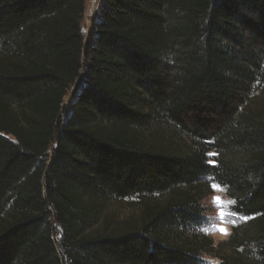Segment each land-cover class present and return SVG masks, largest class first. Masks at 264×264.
Wrapping results in <instances>:
<instances>
[{
	"label": "trees",
	"instance_id": "1",
	"mask_svg": "<svg viewBox=\"0 0 264 264\" xmlns=\"http://www.w3.org/2000/svg\"><path fill=\"white\" fill-rule=\"evenodd\" d=\"M87 1L0 0V264H63L55 225L66 264H264V0H99L84 33ZM213 183L249 219L218 246Z\"/></svg>",
	"mask_w": 264,
	"mask_h": 264
},
{
	"label": "rangeland",
	"instance_id": "2",
	"mask_svg": "<svg viewBox=\"0 0 264 264\" xmlns=\"http://www.w3.org/2000/svg\"><path fill=\"white\" fill-rule=\"evenodd\" d=\"M99 0H88L85 7V13L82 20V30L84 33L88 31V22L91 15V11L97 6ZM75 88V87H74ZM264 96V85L256 86L255 93L251 96V99L248 101L251 103L253 100L257 99L258 96ZM261 103V102H260ZM253 105H259V101L253 102ZM157 136V139L152 141L158 144L165 146L174 145V143H179L180 139L171 136L169 132H161ZM8 139L13 140L12 137L6 136ZM209 156V157H213ZM212 185H216L217 188L214 191ZM211 185V194L204 198L201 202L204 217V226L200 229V233L209 237L214 246L227 241L231 236L233 229L249 219L240 217L233 212V201L227 196L226 190L219 186L216 183ZM219 198L221 203L218 205L214 203L215 198ZM168 198L165 196H152L148 197L146 201L140 200L139 198H130L125 200L111 201L106 203L103 206L101 215L97 220L96 225L90 231V234H97L108 232L111 234L121 235L122 233L130 232L132 230H140L141 226L145 222L144 213L149 208V205H155L156 203L164 204ZM220 211L225 213L223 220L220 218ZM218 228H224L227 230V235L221 234L217 231ZM55 243L60 258L62 259L63 264H66L67 260V250L65 246L60 245L62 241V230L59 226L55 225ZM205 261V264H221V260L217 257L204 255L202 258Z\"/></svg>",
	"mask_w": 264,
	"mask_h": 264
},
{
	"label": "snow or ice",
	"instance_id": "3",
	"mask_svg": "<svg viewBox=\"0 0 264 264\" xmlns=\"http://www.w3.org/2000/svg\"><path fill=\"white\" fill-rule=\"evenodd\" d=\"M212 155H215V154H214V153H210V154H209V156H212ZM210 163H212L213 166H214V161H210ZM212 188H213V190L215 191L216 188H217V186H216V185H212ZM214 203H216V204L219 205V204L221 203V201H220V199L217 197V198L214 199ZM233 203H234V202H233ZM219 215H220V218L223 220V218H224V216H225V213H224L223 211H220ZM246 219H247V218H246ZM217 231L221 232V234L227 235V230L224 229V228H218Z\"/></svg>",
	"mask_w": 264,
	"mask_h": 264
}]
</instances>
